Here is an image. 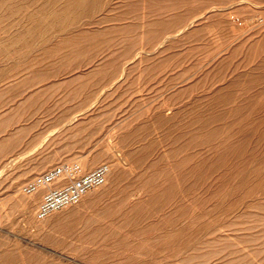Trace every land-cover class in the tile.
Wrapping results in <instances>:
<instances>
[{
    "label": "rangeland",
    "instance_id": "rangeland-1",
    "mask_svg": "<svg viewBox=\"0 0 264 264\" xmlns=\"http://www.w3.org/2000/svg\"><path fill=\"white\" fill-rule=\"evenodd\" d=\"M0 264H264V0H0Z\"/></svg>",
    "mask_w": 264,
    "mask_h": 264
},
{
    "label": "built area",
    "instance_id": "built-area-1",
    "mask_svg": "<svg viewBox=\"0 0 264 264\" xmlns=\"http://www.w3.org/2000/svg\"><path fill=\"white\" fill-rule=\"evenodd\" d=\"M110 172V166L102 163L94 169L83 172L80 163L58 164L46 172L36 175L21 185V192L31 194L47 187L37 208V215L44 216L51 210L79 200L89 190L103 185ZM54 187H49L53 183Z\"/></svg>",
    "mask_w": 264,
    "mask_h": 264
},
{
    "label": "bare ground",
    "instance_id": "bare-ground-1",
    "mask_svg": "<svg viewBox=\"0 0 264 264\" xmlns=\"http://www.w3.org/2000/svg\"><path fill=\"white\" fill-rule=\"evenodd\" d=\"M86 3H87V1H86ZM79 5H81V4H79ZM84 7H85V5H84ZM90 9V8H89ZM50 11V10H49ZM57 11V10H56ZM82 11V10H81ZM76 12H77V9H76ZM49 13V12H48ZM47 13V14H48ZM51 13H52V11H51ZM80 13V12H79ZM54 14V13H53ZM47 17V16H46ZM39 18V17H38ZM43 20V19H42ZM45 22V21H44ZM43 22V24H45L46 25V23H44ZM47 22V21H46ZM60 21H58V23H59ZM64 22V21H63ZM60 24V23H59ZM61 24H62V21H61ZM53 25V24H52ZM49 26V25H48ZM66 162H68V161H66ZM69 162H71V161H69ZM6 165V164H5ZM112 168V167H111ZM54 185H57V183L55 182V183H53ZM53 184H51L49 187H51ZM21 188V187H20ZM46 187H43V188H40L39 190H37V191H35V192H33V193H31L32 195L34 194V193H36V192H38V191H40L41 192V190H44ZM46 190V189H45ZM20 192H21V189H20ZM22 193V192H21ZM44 193V192H43ZM22 194H24V193H22ZM24 195H29V194H24ZM43 195V194H42ZM23 201V204L26 206V205H28L29 203L28 202H25L24 200H22ZM39 204V203H38ZM31 205V204H30ZM26 208H28V206H26Z\"/></svg>",
    "mask_w": 264,
    "mask_h": 264
}]
</instances>
